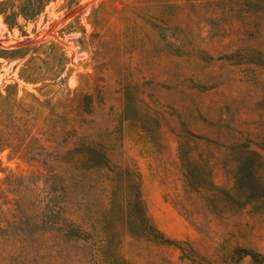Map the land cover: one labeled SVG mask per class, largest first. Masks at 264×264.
Returning <instances> with one entry per match:
<instances>
[{
	"label": "rangeland",
	"instance_id": "obj_1",
	"mask_svg": "<svg viewBox=\"0 0 264 264\" xmlns=\"http://www.w3.org/2000/svg\"><path fill=\"white\" fill-rule=\"evenodd\" d=\"M0 94V264H264V0H0Z\"/></svg>",
	"mask_w": 264,
	"mask_h": 264
},
{
	"label": "trees",
	"instance_id": "obj_2",
	"mask_svg": "<svg viewBox=\"0 0 264 264\" xmlns=\"http://www.w3.org/2000/svg\"><path fill=\"white\" fill-rule=\"evenodd\" d=\"M3 2L7 3L6 1ZM44 6L45 4L43 2L41 4L34 5L32 7V12L34 14L33 16L39 15L43 11ZM52 45L55 46L54 43H52ZM64 65L66 66V62ZM31 70L32 68L26 65V67L23 68L22 73L20 74V78L28 83H38L39 81H41L42 79L34 77L35 71L32 72ZM11 87L13 86H9V88ZM70 94L71 91L67 94L66 98L60 97L55 101H51L50 110L53 117L59 118L63 115H66L68 118L70 117V112L66 111L68 107L71 106L70 103L74 101V99L69 96ZM0 98V124L2 125V122L7 120L4 119L5 111L11 112L12 117H14V109L21 108L23 105H26V103H24L23 100L19 99H15L14 101H12L11 99H9V96H4L3 94H0ZM34 99L37 100L35 96ZM91 99L93 100V98ZM92 103L93 102L90 101L86 103V105L82 104L81 107L80 104H78L77 108L82 114L89 113ZM2 126L5 127V130H0V151L10 150L11 156L13 158L24 159L26 157V154L30 151V148H28L30 142L36 139L35 135H33L34 128L30 126L29 120H25V123L22 126L19 125L18 128L13 124H6ZM15 127L17 129H15ZM76 131V128H73L72 130L64 129L63 133L65 137L63 142L65 144L69 142L71 138L74 137L73 134L76 133ZM53 154L54 157H56H53L54 160L59 158L58 151H53ZM60 155L62 161L69 165V168L73 169H81L87 166H98L101 164V160L103 158L104 160L106 159L105 153L101 147H99L97 144L95 145L88 142H82L78 145H75L74 147H66L64 151H61ZM42 191L46 192V187L45 190Z\"/></svg>",
	"mask_w": 264,
	"mask_h": 264
},
{
	"label": "water",
	"instance_id": "obj_3",
	"mask_svg": "<svg viewBox=\"0 0 264 264\" xmlns=\"http://www.w3.org/2000/svg\"><path fill=\"white\" fill-rule=\"evenodd\" d=\"M32 40L31 39H26L25 41H23L24 44H28V43H31Z\"/></svg>",
	"mask_w": 264,
	"mask_h": 264
}]
</instances>
